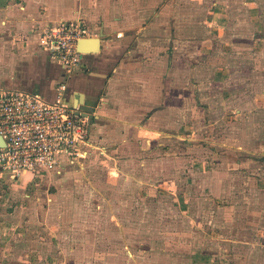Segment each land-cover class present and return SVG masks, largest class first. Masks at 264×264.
I'll list each match as a JSON object with an SVG mask.
<instances>
[{"label":"crops","instance_id":"obj_1","mask_svg":"<svg viewBox=\"0 0 264 264\" xmlns=\"http://www.w3.org/2000/svg\"><path fill=\"white\" fill-rule=\"evenodd\" d=\"M263 4L0 0L6 77L0 88L54 101L66 83V99L92 109L91 139L98 148L44 181L30 174L14 179L0 169V264H155V257L171 256L138 244L140 226L153 223L116 215L137 197L189 201L210 191L217 203L223 194H239L243 202L231 199L232 214L252 204L247 195L264 191L254 184L264 180ZM77 19L99 39V50L84 53L67 76L43 49L41 35ZM215 129L227 137L211 139ZM203 221L200 211L191 224ZM236 235L226 241L232 263L241 256L237 249L247 247L249 259L257 249Z\"/></svg>","mask_w":264,"mask_h":264},{"label":"built area","instance_id":"obj_2","mask_svg":"<svg viewBox=\"0 0 264 264\" xmlns=\"http://www.w3.org/2000/svg\"><path fill=\"white\" fill-rule=\"evenodd\" d=\"M91 32L80 20L60 21L42 31L43 49L70 76L81 61L79 42ZM67 84L54 101L16 88H0V169L18 179L40 169L62 174L98 148L91 119L66 99Z\"/></svg>","mask_w":264,"mask_h":264},{"label":"rangeland","instance_id":"obj_3","mask_svg":"<svg viewBox=\"0 0 264 264\" xmlns=\"http://www.w3.org/2000/svg\"><path fill=\"white\" fill-rule=\"evenodd\" d=\"M5 80L6 77H2L0 71V87L5 84ZM209 132L212 131L210 130ZM257 134H259L258 131ZM209 137L219 141L227 136L224 137L220 129H215ZM262 139L264 140V131ZM217 149L215 146V152ZM225 163L228 165L227 162ZM261 165L264 170V163H261ZM255 166V170H257V164ZM49 175L44 169L31 174L32 178L37 182L46 180ZM244 183L243 181L242 184ZM254 184L256 186L260 184L263 187L264 180ZM221 196L222 199L220 202L217 201V203L214 201V196L210 194V191L204 197L202 195H194L189 198V201L181 197L180 199L176 196L170 198V195L164 196L162 194H156L152 199L137 197L134 205H129L128 208L125 207L123 211L117 212L116 215L119 218L127 219V222L131 221V217L134 216L141 222L150 220L153 223L149 226L150 229L147 225L140 226L142 230L141 234L138 233V244L141 247L153 246L152 249L156 256L160 254L171 256L169 260L165 261L155 257V261L152 260L155 264H264V191L248 194V200L252 204L247 203V207H241L233 214L229 209L230 202H232L231 199L237 196V201L241 198L243 202V196L241 197L239 194H223ZM197 197L201 201L199 203V209L201 210L198 211L197 202L199 200L195 199ZM189 205L193 206L192 211ZM200 211L205 213V222L195 225L191 224V219L198 212L200 214ZM129 223H132V221ZM148 229L152 231L150 234L151 242L150 239L146 238ZM34 232H44V230L35 229ZM237 233L239 238H246V240L253 242L257 249H253V257L250 259L248 254L251 251H248L247 247L237 249L241 256L234 261L236 263H232L225 252L229 247L226 241L229 236L236 237ZM244 253H247V256H244Z\"/></svg>","mask_w":264,"mask_h":264},{"label":"water","instance_id":"obj_4","mask_svg":"<svg viewBox=\"0 0 264 264\" xmlns=\"http://www.w3.org/2000/svg\"><path fill=\"white\" fill-rule=\"evenodd\" d=\"M99 39L98 38H86V39H82L80 40L79 42V50L81 53H95L96 51L99 50L98 48V42ZM88 43L92 44L93 48L91 49L92 51L91 52H88V49L86 48V45H88ZM80 110L84 111L83 113L87 116L88 113L92 112V109L91 107H88L86 105H79L78 107ZM0 144H2V140L0 138Z\"/></svg>","mask_w":264,"mask_h":264},{"label":"bare ground","instance_id":"obj_5","mask_svg":"<svg viewBox=\"0 0 264 264\" xmlns=\"http://www.w3.org/2000/svg\"><path fill=\"white\" fill-rule=\"evenodd\" d=\"M90 38V37H89ZM81 106V105H80ZM77 107H79V102H77Z\"/></svg>","mask_w":264,"mask_h":264}]
</instances>
